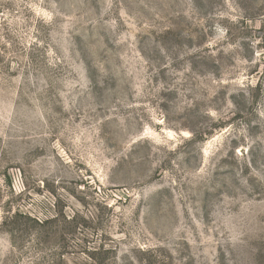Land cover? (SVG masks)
I'll use <instances>...</instances> for the list:
<instances>
[{
	"label": "rangeland",
	"instance_id": "374dc122",
	"mask_svg": "<svg viewBox=\"0 0 264 264\" xmlns=\"http://www.w3.org/2000/svg\"><path fill=\"white\" fill-rule=\"evenodd\" d=\"M0 264H264V0H0Z\"/></svg>",
	"mask_w": 264,
	"mask_h": 264
}]
</instances>
